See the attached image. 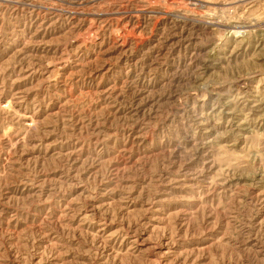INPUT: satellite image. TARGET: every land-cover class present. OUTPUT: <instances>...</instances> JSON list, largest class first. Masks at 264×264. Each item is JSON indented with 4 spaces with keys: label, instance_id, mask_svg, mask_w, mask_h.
Listing matches in <instances>:
<instances>
[{
    "label": "rangeland",
    "instance_id": "rangeland-1",
    "mask_svg": "<svg viewBox=\"0 0 264 264\" xmlns=\"http://www.w3.org/2000/svg\"><path fill=\"white\" fill-rule=\"evenodd\" d=\"M0 264H264V0H0Z\"/></svg>",
    "mask_w": 264,
    "mask_h": 264
},
{
    "label": "bare ground",
    "instance_id": "bare-ground-1",
    "mask_svg": "<svg viewBox=\"0 0 264 264\" xmlns=\"http://www.w3.org/2000/svg\"><path fill=\"white\" fill-rule=\"evenodd\" d=\"M245 33H246L245 29H242L240 27H235V28L230 30V34L233 35L236 38L244 36Z\"/></svg>",
    "mask_w": 264,
    "mask_h": 264
}]
</instances>
